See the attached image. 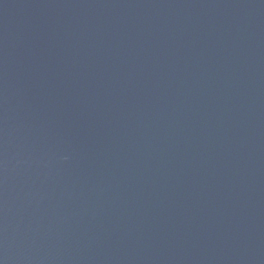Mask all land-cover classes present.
Segmentation results:
<instances>
[{
  "label": "water",
  "instance_id": "1",
  "mask_svg": "<svg viewBox=\"0 0 264 264\" xmlns=\"http://www.w3.org/2000/svg\"><path fill=\"white\" fill-rule=\"evenodd\" d=\"M0 264H264V0H0Z\"/></svg>",
  "mask_w": 264,
  "mask_h": 264
}]
</instances>
